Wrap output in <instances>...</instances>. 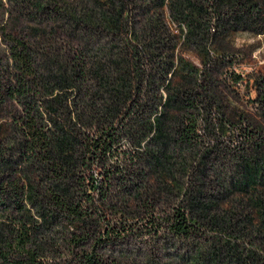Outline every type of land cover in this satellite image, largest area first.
<instances>
[{
	"label": "rangeland",
	"instance_id": "1",
	"mask_svg": "<svg viewBox=\"0 0 264 264\" xmlns=\"http://www.w3.org/2000/svg\"><path fill=\"white\" fill-rule=\"evenodd\" d=\"M36 1L0 0L1 65H8L10 46L2 31L10 33L14 27L42 61L51 58L59 65L68 63L70 70L75 65L83 68L91 79V87L100 91L99 105H103L109 98L106 91L114 84L95 79L94 69L98 64L106 66L114 78L117 70L110 61L120 58L127 61L131 73L132 98L128 105L139 106L140 112L135 115L138 122L149 123L157 113L167 116H159L167 145L162 146L161 139L152 140L150 136L143 142L147 148L143 157L149 150H164L172 168L168 181L174 186L154 193L158 185L164 187L159 172L142 163L139 169L144 171L146 186L142 192L149 198L150 207L132 206L131 220L122 223L125 220H121L119 209L108 206L105 222L96 223L100 225L97 236L79 251H96L103 264H261L255 258L264 256V242L252 225L243 222L241 226L246 225L247 229H226L211 220L225 218L229 209L235 213L231 216L234 223L245 220L248 214L254 217L252 207L241 199L243 194L228 190L246 177L245 160L254 168L260 167L255 175L257 183L264 175V159L260 158L264 155V107L255 100L258 92L254 83L255 78L264 75V0H191L201 7L200 20L204 23L203 39L197 43L186 42L189 25L178 13V5L187 0H45L47 8L31 19L28 9ZM122 5L121 27H107L105 22L92 24L103 11L113 12ZM91 11L92 18L88 16ZM237 12L246 15L245 21L235 20ZM151 19L158 22L153 32L148 31ZM31 27L44 30L45 35L30 33ZM204 58L209 62L203 63ZM182 60L197 68V83H206L207 96L213 98L205 99L201 94L198 101L203 102L167 107L164 103L174 90L166 85L169 80L174 84L181 80L178 69ZM3 75L7 73L2 70L0 79ZM195 87L196 82L190 81L184 88L193 91ZM183 97L180 95L179 100ZM232 112L239 116L233 117ZM22 113L13 100L0 110V235L5 239L0 242V264L31 262L18 244L19 221L25 212L6 194L14 191L15 173L26 163L21 147L24 135L16 129ZM171 117L176 119L169 121ZM180 117H184V126H193L190 141L179 139ZM248 126L257 131V141L245 140L242 130ZM121 143L112 162L126 164L125 152L138 144L129 136H123ZM257 188V195H264V187L258 184ZM93 195L98 199L97 192ZM196 200L211 205L206 214H201ZM21 203L31 210L36 224L44 225L46 220L49 223L46 228L50 230L43 229L38 236L33 221L26 225L29 235H33L27 249L35 252L37 263L80 264L79 258L69 253L63 234L65 221L60 213L53 211L48 217L28 199ZM181 214L190 221L185 233L176 232L173 226ZM109 231L113 236L107 235Z\"/></svg>",
	"mask_w": 264,
	"mask_h": 264
},
{
	"label": "trees",
	"instance_id": "2",
	"mask_svg": "<svg viewBox=\"0 0 264 264\" xmlns=\"http://www.w3.org/2000/svg\"><path fill=\"white\" fill-rule=\"evenodd\" d=\"M36 2L28 9L31 19L47 8L45 0ZM238 3L236 1L235 5ZM123 9L124 5L113 12L105 10L100 19L94 17L93 11L88 16L95 18L93 25H101L105 22L107 27L119 28ZM178 9V13L189 25L185 33L186 42L197 43L202 40L204 23L200 20L201 7L187 0V3L181 2ZM158 16L160 13L157 19ZM245 17L246 15L242 12H237L234 16L237 22L245 21ZM157 19H151L149 32H153L157 27ZM29 32L37 33L39 36L45 35L44 30L36 27H31ZM2 34L7 37L6 41L10 46L8 65L0 64V72L3 70L7 73L0 79V110L8 101L13 100L18 102L23 111L19 127L16 126V129L24 135L21 147L26 163L15 173L17 182L12 185L14 191L6 192L8 196H12L21 212H25L19 221L21 232L18 244L23 246L22 251L28 254L31 261L28 264H41V262L37 263L35 252L27 249L33 241V235H29L26 225L33 221V228L37 235L43 229L50 230L46 228L49 223L46 220L44 225L36 224L31 210L21 203L22 199H28L31 205L44 210L48 217L52 216L53 211L60 213L65 221L63 234H66L69 253L77 256L80 264H103L96 251H79V249L89 245L91 239L97 236L98 230L100 231L97 226L100 225L96 223L105 222L104 212L108 206L119 209L121 220H125L122 223L131 220L132 206L150 207L149 198L142 192L146 188L142 177L144 171L139 169L142 163L145 162L152 166V170L159 172L158 177L164 187L158 185L154 193L174 186L168 181L172 168L164 150H149L146 153L147 157H143V153L147 151L143 142L148 138L161 139V145H167L168 137L163 131L164 123L159 118V116L161 118L167 116L157 113L149 123L138 122L135 115L140 112L139 106L135 103L128 105V99L132 98L130 95L132 77L127 68V61L122 62L120 58L110 61L117 70L114 78L107 72L106 66L98 64L96 70L94 69L95 79L105 82L106 85L114 84L110 86L109 91H106L109 94L108 102L99 105L100 91L91 87V79L83 68L75 65L70 70L68 63L59 65L57 60L51 58L42 61L37 51L24 40L21 34L16 32L14 27L11 28L10 33L2 31ZM151 35L152 33L149 36ZM220 57L227 58L225 55ZM207 61L209 62L207 58L203 59V63L206 64ZM178 71L181 80L175 84L174 81L167 82L166 86L174 92L169 94L164 105L168 107V105L175 106L174 104L180 103L181 106H190L193 101L203 102L198 101L201 94L202 98H213L207 96L206 87H204L206 83H197L195 78L198 70L195 66L182 60ZM190 81H195L196 87L193 91H186L185 84ZM254 83L258 92L255 100L264 107V75L255 78ZM102 88L105 90L104 86ZM199 89H203V92L200 93ZM180 95L184 96L182 100H179ZM215 98H217L216 95ZM232 113L233 117L239 116L237 113ZM175 119L176 117H171L169 121L173 122ZM178 123L179 139L190 141L191 132L194 131L193 126H184V117H180ZM0 128L2 133V127ZM242 131L247 142L257 141V131L251 130L249 126ZM123 136H129L138 145L125 152L124 161L126 162L124 163L126 164L113 163L115 151L121 147ZM260 158L263 160L264 155L261 154ZM244 168L247 171L244 180L235 183L233 189L228 191L229 193L232 191V194L234 191L242 193L241 199L246 200L252 207L254 217L248 214L245 220L240 219L234 223L231 216L235 213L229 209L225 218L213 217L211 222L219 227L224 225L226 229L240 227L243 222L247 226L252 225L251 227L259 233L264 242V195H257V185L261 184L264 187V175L260 179L261 183H257L255 175L258 174L260 167L254 168L245 160ZM262 171L264 173V162ZM97 173L101 175L100 178L97 177ZM96 192L98 199L93 195ZM195 205L201 208L203 215L211 208L209 203L200 200H196ZM189 222L188 217L181 214L173 225L174 229L178 233L188 232ZM246 225H242L241 228L247 229ZM111 233L112 231H109L107 235L113 236ZM100 240L102 239L98 241ZM0 242H5L2 235H0ZM95 246L97 245H94V249ZM255 260L257 263L264 264V256L257 257Z\"/></svg>",
	"mask_w": 264,
	"mask_h": 264
}]
</instances>
